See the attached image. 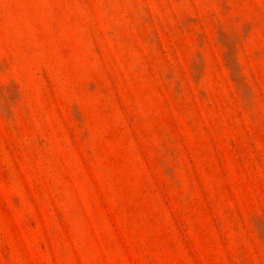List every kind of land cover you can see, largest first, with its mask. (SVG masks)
Returning a JSON list of instances; mask_svg holds the SVG:
<instances>
[{"label":"rangeland","instance_id":"1","mask_svg":"<svg viewBox=\"0 0 264 264\" xmlns=\"http://www.w3.org/2000/svg\"><path fill=\"white\" fill-rule=\"evenodd\" d=\"M0 264H264V0H0Z\"/></svg>","mask_w":264,"mask_h":264}]
</instances>
